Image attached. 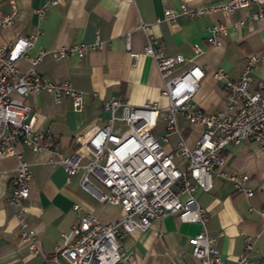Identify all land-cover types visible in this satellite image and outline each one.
Listing matches in <instances>:
<instances>
[{
  "label": "crops",
  "instance_id": "0c3cea01",
  "mask_svg": "<svg viewBox=\"0 0 264 264\" xmlns=\"http://www.w3.org/2000/svg\"><path fill=\"white\" fill-rule=\"evenodd\" d=\"M44 1L14 0L16 13L11 24L0 30V41L34 33L31 53L73 43H92L95 39L102 42L101 49L87 51L81 57L75 54L53 57L46 53L35 66V71L43 78L66 80L81 91L79 110L72 109L68 97L54 102L45 91L28 94L24 98L34 112V126L50 133L53 144L63 156L78 149L80 163L86 162L90 154L74 145L73 136L102 124L106 116L101 110L103 99L122 95L133 105L166 103L160 93L163 78L152 59L142 53L146 36L156 39L165 55L182 56L164 79L191 63L203 68L204 75L192 98L204 111L220 109L224 103L223 83L212 76V70L220 68L226 76L236 78L247 57L259 51L264 41V2L262 15L256 19H251L250 15L256 11L257 5L249 3L230 13L217 11L193 17L181 14L174 21H167L160 18L165 7L184 3L193 8L222 0H57L38 16L35 10ZM6 10L5 0H0V11ZM212 21L226 25V34L218 45H210L205 40L206 27ZM140 24H144L145 29ZM193 45L198 47L197 51ZM130 53L138 55L133 59ZM26 65L23 59L17 62L21 70ZM249 74L248 88L254 90L256 81H261L263 86L259 93L264 96L262 66L255 65ZM177 124L187 142L191 143L200 127L189 124L181 116H178ZM163 133L159 121L155 132L157 140ZM167 136L174 141L173 145L167 139V142L161 140L162 146L167 150L173 149L176 136L174 133ZM18 150L28 163L31 175L28 194L23 201L24 216L27 226L34 230L37 251H29L19 240L13 208L5 201L12 186L16 161L13 156L2 157L0 264H49L47 258L54 246L62 242L61 233H67L79 215L89 212L103 221L118 217V205L99 202L81 188L77 181L78 173L67 180L62 167L48 161L47 150L33 152L23 145ZM222 154L223 169L246 173L244 185L252 193L247 196L217 176L212 177L209 190L196 189V202L207 218L206 232L214 238L224 263L233 264L237 257L245 254L249 264H264V154L255 141L247 138L225 145ZM73 203L79 205L78 211L72 209ZM198 229L196 223L180 221L175 215L165 214L144 230L126 234L122 239V251L128 264H196L189 254L186 240ZM246 235L250 236L248 250L243 248Z\"/></svg>",
  "mask_w": 264,
  "mask_h": 264
},
{
  "label": "built area",
  "instance_id": "2783aa9c",
  "mask_svg": "<svg viewBox=\"0 0 264 264\" xmlns=\"http://www.w3.org/2000/svg\"><path fill=\"white\" fill-rule=\"evenodd\" d=\"M5 2L7 10L0 11V30L11 24L16 13L14 0ZM56 2L45 0L35 13L41 16L47 6ZM263 2L222 0L193 8L180 3L163 8L160 18L174 21L181 14L193 17L217 11L230 13L254 3L257 9L250 18L256 19L262 15ZM139 26L145 29L144 24ZM206 30V42L218 45L226 34V25L212 21ZM34 38L33 33L0 41V159L13 156L16 161L12 186L5 201L13 208L19 240L29 251H37L34 230L27 226L24 216L23 201L28 194L31 175L28 163L18 150L23 145L33 152L47 150L48 161L60 165L67 180L78 173L77 181L81 188L99 202H108L120 208L118 217L109 221L100 220L89 212L79 215L68 232L61 233L62 242L54 246L47 258L49 264H128L121 246L123 237L133 230H144L165 214L199 225V229L186 240L189 254L196 264H227L220 257L214 238L206 232L207 218L197 204L194 192L196 189L209 190L212 177L217 176L229 181L233 189L247 196L252 193L244 185L246 173L223 169L222 149L229 143L247 138L255 141L264 154V96L259 93L263 83L256 81L254 90L248 88L251 81L249 73L255 65H261L264 71V41L259 51L247 57L236 78L226 76L220 68L212 70V76L223 83L224 103L220 109L204 111L192 98L204 75L203 68L191 63L164 79L182 60V56L165 55L156 39L146 36L142 53L152 59L159 76L163 78L160 93L166 103L133 105L122 95L103 99L101 110L106 116L102 124L73 136L74 145L90 154L86 162L80 163L78 149L63 156L53 144L50 133L34 126V112L24 98L28 94L45 91L54 102L68 97L72 109L79 110L82 92L66 80L43 78L35 71V66L46 53L53 57L70 54L81 57L87 51L101 49L102 42L95 39L92 43H73L31 53L29 50ZM193 49L197 51L198 47L193 45ZM137 55L130 53L133 59ZM20 59L27 64L22 70L17 66ZM178 116L200 127L191 143L187 142L177 124ZM159 121L164 131L161 135L163 142H167L168 133L175 134L174 149H164L157 140L155 132ZM79 208L77 203L72 204L74 211ZM262 214L264 216V206ZM250 246V236L246 235L243 248L248 250ZM233 264H249L248 258L241 254Z\"/></svg>",
  "mask_w": 264,
  "mask_h": 264
},
{
  "label": "rangeland",
  "instance_id": "374dc122",
  "mask_svg": "<svg viewBox=\"0 0 264 264\" xmlns=\"http://www.w3.org/2000/svg\"><path fill=\"white\" fill-rule=\"evenodd\" d=\"M167 139H168V142H169L170 144L173 145V142H174V141H172L171 137H170V136H167ZM158 141H159V143H160L161 145L164 144V143L161 141V137L158 138ZM174 148H175V146H174ZM174 148H173V149H174ZM175 160H176V159H175ZM95 183H96L97 185H99L98 182L95 181Z\"/></svg>",
  "mask_w": 264,
  "mask_h": 264
}]
</instances>
